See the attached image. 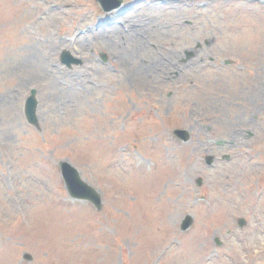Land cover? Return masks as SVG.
<instances>
[{"label": "rangeland", "instance_id": "obj_1", "mask_svg": "<svg viewBox=\"0 0 264 264\" xmlns=\"http://www.w3.org/2000/svg\"><path fill=\"white\" fill-rule=\"evenodd\" d=\"M122 1L123 28L90 30L117 15L0 0V264H264V0ZM60 161L100 211L67 196Z\"/></svg>", "mask_w": 264, "mask_h": 264}, {"label": "water", "instance_id": "obj_2", "mask_svg": "<svg viewBox=\"0 0 264 264\" xmlns=\"http://www.w3.org/2000/svg\"><path fill=\"white\" fill-rule=\"evenodd\" d=\"M96 2L101 6L103 11L110 12L118 8L121 4V0H96ZM60 61L66 66H70L71 63H79L78 60H74L67 52H63ZM37 102L35 100V91H32L30 97L25 102L24 114L28 124L32 126L37 125V118L35 115ZM176 138L180 141L187 143L191 140V136L187 131L176 130L174 132ZM207 163H211L213 160L211 157L205 159ZM59 169L61 177L64 181L65 188L72 199L82 200L91 203L97 211L101 210L102 202L99 194L80 178L79 173L75 168H73L68 162H60ZM197 185L201 184V180H197ZM192 218L190 216H185L180 225V230L185 231L189 229L192 225ZM245 222L243 220L239 221V226H244ZM26 260H31L29 255H24Z\"/></svg>", "mask_w": 264, "mask_h": 264}, {"label": "flooded vegetation", "instance_id": "obj_3", "mask_svg": "<svg viewBox=\"0 0 264 264\" xmlns=\"http://www.w3.org/2000/svg\"><path fill=\"white\" fill-rule=\"evenodd\" d=\"M200 51H202V50H200ZM199 51V52H200ZM199 52H198V54H199ZM200 62H202V60H200ZM210 63H213V61H211ZM177 64H181V65H186V63H182V62H177ZM152 68V66H147V67H144L143 69H144V71H146V70H149V69H151ZM156 72H157V74H159V69H157V70H155ZM180 71H184V70H179L178 72H176V76L177 77H179L180 76ZM218 71H220V68H219V70ZM160 75V74H159ZM161 77V76H160ZM168 101H170V100H168ZM194 105L196 106V103H194ZM164 112H169V111H164Z\"/></svg>", "mask_w": 264, "mask_h": 264}, {"label": "bare ground", "instance_id": "obj_4", "mask_svg": "<svg viewBox=\"0 0 264 264\" xmlns=\"http://www.w3.org/2000/svg\"><path fill=\"white\" fill-rule=\"evenodd\" d=\"M114 12H115V14H119V13H120V9H117V10L114 11ZM253 242H254V241H252L251 243L253 244ZM247 245H249V243H247ZM201 264H203V262H202Z\"/></svg>", "mask_w": 264, "mask_h": 264}]
</instances>
